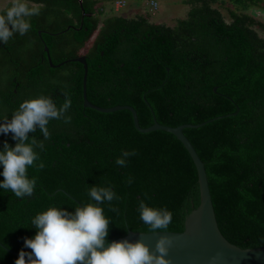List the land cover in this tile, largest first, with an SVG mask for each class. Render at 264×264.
<instances>
[{
	"label": "trees",
	"instance_id": "16d2710c",
	"mask_svg": "<svg viewBox=\"0 0 264 264\" xmlns=\"http://www.w3.org/2000/svg\"><path fill=\"white\" fill-rule=\"evenodd\" d=\"M27 2L40 6L30 31L0 42V124L22 102L41 96L57 108L67 97L71 107L48 122V139L39 125L28 133L26 143H43L33 145L39 159L28 168L36 180L33 195L17 198L0 188V264L18 259L7 250L31 252L24 240L35 237L37 214L52 207L74 214L95 204L94 186L119 198L98 205L109 220L108 243L128 231L149 233L141 200L170 211L168 232L176 233L200 202L195 166L172 134L138 132L127 110L84 108L82 65L51 68L44 47L53 65L84 56L87 100L133 108L141 128L154 121L172 128L205 123L183 134L204 165L218 228L241 249L264 248V37L256 31L264 24L248 13L264 12V0H184L186 17L172 26L144 15H106L98 0ZM12 136L0 133V151L5 142L15 147ZM125 152L135 154L118 166ZM2 172L0 165V182Z\"/></svg>",
	"mask_w": 264,
	"mask_h": 264
},
{
	"label": "clouds",
	"instance_id": "9594fccd",
	"mask_svg": "<svg viewBox=\"0 0 264 264\" xmlns=\"http://www.w3.org/2000/svg\"><path fill=\"white\" fill-rule=\"evenodd\" d=\"M39 14V5L29 6L27 0H11V5L0 13V42L6 44L15 33L25 35L31 29L30 18ZM70 107L71 100L67 97L62 106L57 108L50 98L41 96L22 102L10 122L0 124V133L11 132L12 139L18 141L15 147L5 142L3 151H0L4 177L0 188L10 190L17 198L33 195L36 180L28 178V168L35 166L39 157L33 150L37 141L33 138L31 143H26L29 140L28 133L34 132L39 125L43 136L48 139V122L64 117ZM65 122H70V117H66ZM37 146L42 148L43 143ZM134 154L122 153V158H117L115 162L118 166H126L123 157ZM38 167L42 169L44 164ZM89 196L95 204L76 207L74 214L55 207L37 214L31 220L36 235L24 240V246L31 252L21 250L14 264H171L166 257L174 241L166 235L157 240L154 251L142 241H113L109 244V220L98 205L106 201L111 204L119 198L111 188L96 186L89 189ZM110 210L117 211L115 208ZM138 211L149 233L168 232L172 213L166 208H152L141 200ZM219 258L218 254L212 259L215 261Z\"/></svg>",
	"mask_w": 264,
	"mask_h": 264
},
{
	"label": "water",
	"instance_id": "95a60500",
	"mask_svg": "<svg viewBox=\"0 0 264 264\" xmlns=\"http://www.w3.org/2000/svg\"><path fill=\"white\" fill-rule=\"evenodd\" d=\"M44 53L46 54L48 64L51 68H58L70 62H76L82 65V106L84 108H88L99 113H112L120 110L129 111L132 117L133 125L138 132L149 133L152 131H164L172 134L183 145L195 166L200 202L198 207L192 210L185 218L184 229L182 232L151 234L128 231L124 237L114 240L115 242L127 240L130 243H135L142 241L149 246L150 250L154 251L157 240L162 235H166L174 241L172 248L169 250V255L166 257V259L171 261V264H264V248L241 249L229 243L223 237L218 228L204 165L197 156L192 145L183 134L184 129L197 128L205 123L197 126L181 125L172 128L160 125L154 121L150 127L141 128L138 125L137 116L133 108L129 106L101 108L91 104L87 100L85 92L87 66L84 56L64 61L58 65H53L46 47H44ZM211 121L212 120L208 122ZM4 249L7 250L6 248ZM7 251L19 258V253H15L10 250ZM218 254L220 258L213 261L212 258ZM25 259L27 260V257H25Z\"/></svg>",
	"mask_w": 264,
	"mask_h": 264
},
{
	"label": "rangeland",
	"instance_id": "374dc122",
	"mask_svg": "<svg viewBox=\"0 0 264 264\" xmlns=\"http://www.w3.org/2000/svg\"><path fill=\"white\" fill-rule=\"evenodd\" d=\"M10 0H0V10ZM104 7L106 15H118L124 18H132L136 15H144L153 23H160L172 26L176 20L183 19L189 10L184 0H122L123 7H118L119 0H98ZM150 1L155 4V6ZM222 13L226 21L229 20L226 9L215 6ZM250 15L264 24V12L259 9H250ZM258 34L264 37V30L256 29Z\"/></svg>",
	"mask_w": 264,
	"mask_h": 264
},
{
	"label": "built area",
	"instance_id": "2783aa9c",
	"mask_svg": "<svg viewBox=\"0 0 264 264\" xmlns=\"http://www.w3.org/2000/svg\"><path fill=\"white\" fill-rule=\"evenodd\" d=\"M151 3L155 6V4H154L153 2L150 1V4H151ZM117 6H118V7H123V6H124V2L121 1V2L117 3Z\"/></svg>",
	"mask_w": 264,
	"mask_h": 264
},
{
	"label": "crops",
	"instance_id": "0c3cea01",
	"mask_svg": "<svg viewBox=\"0 0 264 264\" xmlns=\"http://www.w3.org/2000/svg\"><path fill=\"white\" fill-rule=\"evenodd\" d=\"M122 0H119V2H121ZM123 2V1H122Z\"/></svg>",
	"mask_w": 264,
	"mask_h": 264
}]
</instances>
